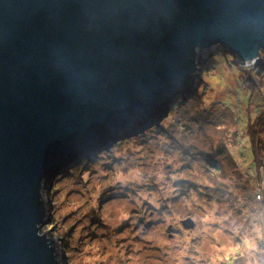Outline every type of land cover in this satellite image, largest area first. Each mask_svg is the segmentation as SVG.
Here are the masks:
<instances>
[{
	"label": "water",
	"instance_id": "95a60500",
	"mask_svg": "<svg viewBox=\"0 0 264 264\" xmlns=\"http://www.w3.org/2000/svg\"><path fill=\"white\" fill-rule=\"evenodd\" d=\"M218 45L258 64L264 0H0V264H68L54 178L163 120Z\"/></svg>",
	"mask_w": 264,
	"mask_h": 264
},
{
	"label": "rangeland",
	"instance_id": "374dc122",
	"mask_svg": "<svg viewBox=\"0 0 264 264\" xmlns=\"http://www.w3.org/2000/svg\"><path fill=\"white\" fill-rule=\"evenodd\" d=\"M207 51L192 91L163 120L54 178V219L42 232L63 234L68 264H264V139L251 158L246 128L224 104L264 111V79L249 75L258 64L203 74Z\"/></svg>",
	"mask_w": 264,
	"mask_h": 264
},
{
	"label": "trees",
	"instance_id": "16d2710c",
	"mask_svg": "<svg viewBox=\"0 0 264 264\" xmlns=\"http://www.w3.org/2000/svg\"><path fill=\"white\" fill-rule=\"evenodd\" d=\"M225 63H227L228 66L231 68V71L233 72V74H237L239 69H240V71L242 70L241 69L242 63L239 62L237 60V58H235L226 48H224L223 46H220V45L214 46L212 49L207 51V54L204 58L203 67H202V68H204L203 74H205V71L208 68L209 69L215 68L216 70H218L219 67ZM251 70L256 72V73L253 72V73L249 74V75H252V77H253L252 79H254V81H255V79L256 80L264 79V77H263L264 76V53H263L262 61L259 62L257 66L252 67ZM242 71H245V70H242ZM236 82L239 85L238 87L242 90V85H243L244 81H241L238 79ZM260 90L261 89H259V91ZM262 91H263V89L261 90V93H263ZM255 93H256V91H252L251 89H250V92L248 93L249 95L251 94L250 97L252 98V101L254 100L253 97L255 96ZM256 102H258V101H256ZM256 102L254 101V103L251 104L249 115H247V116L246 115H238V113H237L238 103L234 99L232 102H229V103L225 102L224 103L225 106L227 107V109H229L235 116H238V120H239L238 122L243 124V126L246 128V134L247 135H245V137H244L245 141H246L245 146H247V149L249 151V154L251 155V158L252 157L255 158L257 156V150L258 149L261 150L259 148L261 146H258V144H261L263 139H264L263 137H261L263 132H264V128L262 130H260V128H262L261 127L262 120L264 119V111H261L259 109V106L256 107V104L259 105V103H256ZM176 104L172 107L173 110L175 109V107L178 106V104L177 105ZM257 109H259V110H257ZM256 110H257V112H256ZM251 113H255V114H251ZM252 118H254V120H255L254 121L255 127H254V124L250 123ZM249 123H250V125H249ZM253 128H254V130H252ZM261 151L263 152L264 150H261ZM86 163H88V161H86L84 164H86ZM213 167H214L213 170H219V166L214 165ZM70 172H72V171H70ZM57 190L58 189L52 190V192L55 194L58 192Z\"/></svg>",
	"mask_w": 264,
	"mask_h": 264
},
{
	"label": "clouds",
	"instance_id": "9594fccd",
	"mask_svg": "<svg viewBox=\"0 0 264 264\" xmlns=\"http://www.w3.org/2000/svg\"><path fill=\"white\" fill-rule=\"evenodd\" d=\"M256 231L259 233L261 231V229L259 227H257ZM262 238H264V237H262ZM253 247H255V244H253Z\"/></svg>",
	"mask_w": 264,
	"mask_h": 264
}]
</instances>
